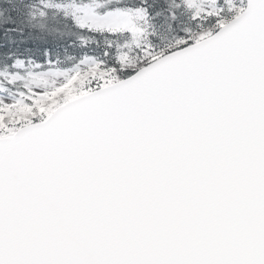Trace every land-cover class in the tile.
<instances>
[{
    "label": "snow or ice",
    "instance_id": "6c2138e0",
    "mask_svg": "<svg viewBox=\"0 0 264 264\" xmlns=\"http://www.w3.org/2000/svg\"><path fill=\"white\" fill-rule=\"evenodd\" d=\"M0 264H264V0H0Z\"/></svg>",
    "mask_w": 264,
    "mask_h": 264
}]
</instances>
